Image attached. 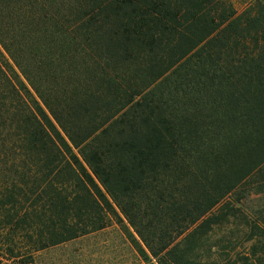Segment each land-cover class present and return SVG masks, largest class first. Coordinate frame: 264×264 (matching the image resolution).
I'll return each instance as SVG.
<instances>
[{"label":"trees","instance_id":"1","mask_svg":"<svg viewBox=\"0 0 264 264\" xmlns=\"http://www.w3.org/2000/svg\"><path fill=\"white\" fill-rule=\"evenodd\" d=\"M112 224L264 264V0H0V264Z\"/></svg>","mask_w":264,"mask_h":264},{"label":"rangeland","instance_id":"2","mask_svg":"<svg viewBox=\"0 0 264 264\" xmlns=\"http://www.w3.org/2000/svg\"><path fill=\"white\" fill-rule=\"evenodd\" d=\"M257 203L253 199L248 204L251 207ZM221 233L225 234L224 231H218L214 238H221ZM132 251L120 227L112 224L103 232L36 253L33 264H134L135 255Z\"/></svg>","mask_w":264,"mask_h":264}]
</instances>
